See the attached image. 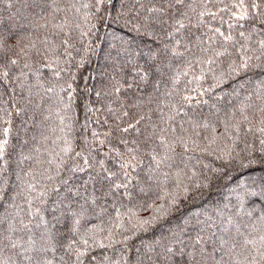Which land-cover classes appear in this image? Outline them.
<instances>
[{"label": "snow or ice", "instance_id": "1", "mask_svg": "<svg viewBox=\"0 0 264 264\" xmlns=\"http://www.w3.org/2000/svg\"><path fill=\"white\" fill-rule=\"evenodd\" d=\"M5 11L0 264H264V0ZM102 41L78 137L77 74ZM17 118L34 129L18 152Z\"/></svg>", "mask_w": 264, "mask_h": 264}, {"label": "trees", "instance_id": "2", "mask_svg": "<svg viewBox=\"0 0 264 264\" xmlns=\"http://www.w3.org/2000/svg\"><path fill=\"white\" fill-rule=\"evenodd\" d=\"M19 0H14V3L18 4ZM81 2H84V0H81ZM6 3L7 0H0V14L7 15L6 9ZM104 29L101 26V32H103ZM108 44L107 42L102 41L100 49L95 55H89L88 59L85 61L83 68L78 70L77 74V85L78 91L76 93V96L74 98L73 108L70 115H72L73 119L76 121V135L79 137L81 135L79 129L80 125L84 122L85 112H84V97L81 95V89L84 88L85 83H87L88 86L94 85L99 79H100V73L104 70L105 66V60H104V50L107 49ZM77 59L79 57L77 56ZM73 67H75V62L73 63ZM85 77L88 79L85 81ZM94 99V97H93ZM74 114V115H73ZM55 123H58V121H55ZM15 124L17 126L16 132L19 133V135L16 134V132L13 133V139L12 144L15 146V151H19V142L24 139L28 138L30 140L31 136L33 135V127L29 125L27 132H25L23 126L20 124V119L17 118L15 121ZM10 152L13 151V149L10 148ZM15 159V157H13ZM15 163L12 164V168L10 171L15 170ZM11 182H15V175L13 174L11 176ZM217 186L214 185L212 190H209L206 192L203 196L202 202L207 203L211 199H221L222 195H226L223 190H216ZM2 210V209H0ZM187 210H191L190 208ZM153 233H143L140 237H138L136 240L133 241V243H139V239H151Z\"/></svg>", "mask_w": 264, "mask_h": 264}]
</instances>
